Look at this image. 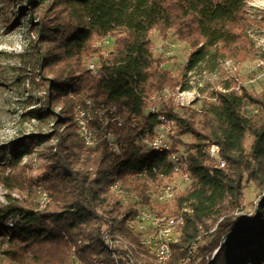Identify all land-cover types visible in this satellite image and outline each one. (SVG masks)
<instances>
[{"label": "trees", "instance_id": "16d2710c", "mask_svg": "<svg viewBox=\"0 0 264 264\" xmlns=\"http://www.w3.org/2000/svg\"><path fill=\"white\" fill-rule=\"evenodd\" d=\"M13 1L15 25L27 26L45 89L40 106L28 113L51 116L53 124L48 132L14 140L10 152L0 149L1 161H6L0 165V182L11 189L15 183L39 184L50 202L43 209L10 199L0 204V262L70 264L76 255L81 264H129L124 258L116 261L107 249L104 237L111 233L129 242L144 264H156L129 228L134 207L123 203L112 184L121 179L142 196L138 174L148 169L155 181L160 175L173 178L169 153L182 149L188 151L190 185L169 204L150 207L184 219L169 264L264 261V195L251 215L238 213L245 205V180L264 183V89H237L239 81L228 78L198 110L199 117L180 114L174 96L160 95L166 89H189L193 69L214 70L224 59H254L258 51L249 29L264 26V11L256 21L249 0ZM156 29L191 47L188 65L179 74L164 66L167 58L154 56L151 32ZM109 36L115 42L106 53L98 41ZM95 56L97 72L88 65ZM87 99L105 109V121L95 122L99 141L91 147L76 120ZM152 105L155 111L149 109ZM248 105L255 107L250 114ZM160 116L174 126L168 134L170 150L156 152L142 139L155 135ZM42 143H49L47 163L37 176H26L24 157L32 145ZM212 144L219 145L227 171L210 155ZM7 166L14 174H4Z\"/></svg>", "mask_w": 264, "mask_h": 264}, {"label": "rangeland", "instance_id": "374dc122", "mask_svg": "<svg viewBox=\"0 0 264 264\" xmlns=\"http://www.w3.org/2000/svg\"><path fill=\"white\" fill-rule=\"evenodd\" d=\"M250 16L256 21L262 19L264 11V0H249ZM16 2L13 0H0V149L10 152L14 140L31 135L37 132H48L53 124V117L31 116L28 113L32 108L40 106L41 98L45 89L39 81L37 60L38 55L33 52L29 45L27 36V26L17 27L15 24ZM249 34L257 47V56L254 59L244 61H234L230 59L222 60L216 69H193L189 71V89L180 90L166 89L160 95L165 98L174 96L179 104L177 111L184 116H193L202 108L207 100L212 99L213 92L222 87L228 78H236L240 85L252 90L261 91L264 89V75H262L264 65L259 66V62L264 60V26L254 24L249 29ZM154 42V56L165 57L166 68L171 69L175 74L185 70L191 55V47L178 39L174 34L164 37L159 30L151 32ZM115 39L109 36L99 40L98 44L103 46V50L108 53L112 50ZM98 64V59L93 57ZM92 58V59H93ZM256 80L252 81L253 78ZM186 91V92H182ZM59 110V108L57 109ZM255 107L247 106L248 114L252 113ZM166 130V128H165ZM167 135V134H166ZM168 140V135L165 136ZM252 137H249V145ZM49 143L32 145V153L24 157L26 176L35 177L40 174L47 163V148ZM4 154L0 152V165L6 161H1ZM9 158V157H8ZM4 174H14L10 166L5 168ZM14 177V175H13ZM144 184L142 197L145 206H161L170 203L173 199L163 197L162 187L166 183H172L175 193L185 190L189 185L184 183L180 176L157 181L140 180ZM39 184L25 185L21 187L15 183L14 188H7L0 182V204H6L8 200L34 209L40 207L43 187ZM264 195V183L258 185L246 179L244 186L245 205L238 212L240 214L249 213L250 215L259 206V199ZM151 209V208H150ZM2 245L0 244V249ZM199 259L194 264H198ZM0 264H3L0 262ZM70 264H74L73 260ZM257 264H264L260 261Z\"/></svg>", "mask_w": 264, "mask_h": 264}, {"label": "bare ground", "instance_id": "6f19581e", "mask_svg": "<svg viewBox=\"0 0 264 264\" xmlns=\"http://www.w3.org/2000/svg\"><path fill=\"white\" fill-rule=\"evenodd\" d=\"M88 65H89V68L90 66H98V64L95 62L94 59L90 60ZM262 65H264V60H261V62H259V66H262ZM262 75H264V69H263ZM256 78L257 77L253 78L252 81H254V79ZM237 89H239V87ZM182 92H186V91H182ZM81 115L84 116L85 118H89L93 124H96L95 123L96 121H102V122L105 121V109H103L102 106H97L95 102L91 99H87L83 105L78 107L76 111V118L81 117ZM134 120H137V119L134 118ZM123 122L124 121H122V123ZM173 126H174L173 122L164 120L163 125H159L155 129V132H156L155 135L152 136L150 133H147L145 137L142 139V142L146 146H148L149 148H151L152 150L156 152H163V151L170 150L171 147H168V146L156 147L155 144H158L162 137H164L166 134H169ZM98 133H99V129L97 128V130H95V137L97 138L94 139V142H87L84 135L81 134V136L83 137L86 145L91 147V146H95L97 142L99 141ZM108 139L115 140L114 136H112L111 134L108 135ZM211 146L209 148L210 155L214 158L216 165L219 168H222L223 170L227 171L228 169H226V167L222 164V161H221L222 156H221L220 149L212 150ZM187 156H188V151L184 149L180 150L179 152L169 153V158L174 168L173 169L174 176H180L183 179L184 183L190 185L192 181V177H191L190 172L185 167L186 162H187ZM138 177L141 180H150V181L153 180L151 178L150 171L148 169H145L142 172H140L138 174ZM165 179L167 178L162 177L160 175L157 182L161 180H165ZM112 190L116 195L120 196L121 199L123 197H132L134 200H136V203H133V207L135 209V215H133L128 220L129 228L134 233L138 234L136 230V226L133 225V221L140 219L141 210H143L144 208V209H147V217L152 218L153 226L158 228L160 235H171L168 240V248L166 250L165 256H160V254L157 251L151 250L150 246L143 243L142 237H140L142 244L146 247L147 251L149 252V254L151 255V257L153 258L156 264H169V260L172 256V245L173 243L177 242L181 236L182 225L184 223L183 217L179 215L173 216V215H170L169 213H157V212L152 211L150 208L148 209L145 206L146 203L144 202L143 197L140 194H138L136 191L128 187L121 179H118V178L115 179V181L112 184ZM162 190H163L162 192H163L164 198L174 199V196L176 193H175V189L172 183H166L165 185H163ZM46 193H47L46 197L41 196L42 197L41 203H40L41 208H45L47 204L50 202L49 194L47 191ZM108 234L113 235L111 233H108ZM113 237H114V242L106 238V234H105L104 239H105V245L107 249L112 252L113 257L115 258L116 261H119L122 258L127 259L126 255H121L120 250L117 248L116 244H120L121 248L124 251H126L127 255H129V258L132 261H134L136 264H144L141 260H139L138 258L134 256L133 246L129 242H127L125 239L118 237V236L116 237L113 235ZM72 260L74 264H76L75 260L80 261V259L76 255H72ZM129 264H133V263H129ZM184 264H186V261L184 262Z\"/></svg>", "mask_w": 264, "mask_h": 264}, {"label": "built area", "instance_id": "2783aa9c", "mask_svg": "<svg viewBox=\"0 0 264 264\" xmlns=\"http://www.w3.org/2000/svg\"><path fill=\"white\" fill-rule=\"evenodd\" d=\"M90 69L97 72L98 66H90ZM254 80H256V79H254ZM103 109H104V107H103ZM149 109L151 111H155L156 105H152ZM160 118L162 121L160 125H163L164 120H166V118H165V116H160ZM117 119L119 120V123L121 124L125 118L118 117ZM76 120H77L78 125L80 127L81 134L84 135L87 142H94V139L97 138V137H95V130H97L98 125L93 124L89 118H85L82 115H81V117H77ZM134 121H136V120H134ZM167 135H165V136H167ZM165 136L161 138V140L158 144H155L156 147H158V146L171 147V143H170L169 139L166 140ZM109 142L116 151H119V147L116 144L115 140H109ZM211 149L212 150L213 149H220V147L217 144H212ZM184 150H186V149H184ZM221 161H222V164L226 167V169H228L227 162L223 158ZM161 176L164 177V175H161ZM42 189H43V191H41L42 197H46L47 193H46L44 188H42ZM122 201L124 204L132 205V206H133V203H136V200H134L132 197H123ZM133 225L136 226L137 233L140 237H142L143 243L149 245L151 250L157 251L160 254V256L166 255V250L168 248V240H169V237L171 235H160L158 228L153 226L152 218L147 217V209L143 208V210H141L140 219L133 221ZM106 238H108L109 240L114 242L113 235H109L108 233H106ZM116 245H117V248L120 250L121 255H126L129 263L136 264L134 261H132L129 258V255H127L126 251H124L121 248L120 244H116ZM75 263L81 264L80 261H76V260H75ZM186 264H190L189 260H186Z\"/></svg>", "mask_w": 264, "mask_h": 264}]
</instances>
